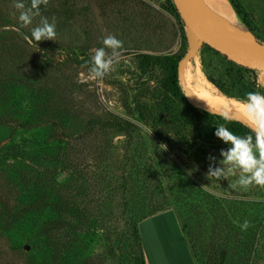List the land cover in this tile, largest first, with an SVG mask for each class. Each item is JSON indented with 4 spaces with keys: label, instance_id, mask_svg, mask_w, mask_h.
<instances>
[{
    "label": "rangeland",
    "instance_id": "1",
    "mask_svg": "<svg viewBox=\"0 0 264 264\" xmlns=\"http://www.w3.org/2000/svg\"><path fill=\"white\" fill-rule=\"evenodd\" d=\"M226 1L232 18L219 21L264 45V0H235L247 25ZM40 9L62 32L37 51L17 31L15 0H0V51L34 57L0 104L47 109L30 113L27 129L0 111V264H142L138 222L164 210L170 213L139 223L145 260H186L177 224L195 264H264V188L243 190L238 175H208L209 156L219 166L216 150L231 145L192 141L189 156L165 121L154 123L160 70H142L135 54H180L182 91L188 84L228 102L264 94V70L234 65L200 42L190 51L188 31L165 0H49ZM109 34L123 42L122 58L102 80L91 79L82 65ZM62 104L76 110L54 113ZM125 123L133 128L122 130ZM28 136L39 151L8 147ZM44 195L54 206L38 207L40 219L12 222ZM55 204L69 209L59 215ZM244 220L247 231L239 227Z\"/></svg>",
    "mask_w": 264,
    "mask_h": 264
},
{
    "label": "trees",
    "instance_id": "2",
    "mask_svg": "<svg viewBox=\"0 0 264 264\" xmlns=\"http://www.w3.org/2000/svg\"><path fill=\"white\" fill-rule=\"evenodd\" d=\"M10 3L11 0H2ZM168 7L177 15L171 0H165ZM234 12L240 15L242 22L247 25L245 14L240 8L239 4L235 0H228ZM20 12V10H18ZM47 18L49 23H55L57 36L62 32L60 21L54 22L52 19L47 17L46 13L40 9L39 16H33L32 24L27 28L29 32L26 35L30 36L31 29L39 26L41 19ZM23 28H20V30ZM203 44V43H202ZM205 45V44H204ZM208 47V46H207ZM209 48V47H208ZM211 49V48H210ZM212 50V49H211ZM214 51V50H213ZM216 52V51H215ZM217 53V52H216ZM137 65L144 71H148L152 67H156L160 70V78L158 81V93L154 103V110L156 111L154 123H159L162 119L167 124L169 131L173 139L186 148L190 143L194 141L206 142L208 144L215 143L217 146L224 144L218 139L214 133L216 126L225 125L230 131L238 136H246L253 134L252 127L238 121L236 119L228 118L221 114L209 112L203 108L192 105L193 103L182 91L178 79H179V64L181 62V55L176 52L167 53H145L140 52L135 54ZM31 56V59L29 58ZM0 93L6 88L9 89L14 83H21L18 81L19 70L23 64H30L29 61H33L34 57L30 54L26 55L25 59H19V56L14 57L11 53L0 51ZM231 62V61H230ZM233 63V62H232ZM234 65H237L233 63ZM30 66V65H29ZM240 66V65H237ZM243 67L244 66H240ZM31 71H36V67H31ZM246 68V67H245ZM5 73H4V72ZM38 72V71H37ZM29 84H26L28 86ZM188 99V100H187ZM192 103V104H191ZM37 106L36 108H33ZM76 110V106H70V104H62L60 108L54 109V113H67L73 114ZM0 111L7 116H12V121L17 123L20 127L27 129L30 127L31 114H47L41 104L29 105V104H0ZM31 115V116H30ZM14 119V120H13ZM154 124V126L156 125ZM132 124L125 123L122 125V130L132 129ZM34 137L28 136V138L19 139L14 144H9L8 147L16 151L24 153L30 152V147L34 151H39L38 147L35 146ZM193 141V142H192ZM221 148L216 151L220 152ZM186 153L191 156L193 150L189 147ZM46 195L40 197L38 201L28 202L23 208L18 210L12 222H19L21 224H32L33 218L40 219L43 214L37 208L40 206L53 207L52 204L45 198ZM56 212L59 215L65 214L69 209V206H58L55 204ZM34 213V214H33ZM143 219V218H142ZM138 233V230H136ZM139 233L137 234V238ZM141 257L143 259L141 245H140ZM143 264V261H142Z\"/></svg>",
    "mask_w": 264,
    "mask_h": 264
},
{
    "label": "clouds",
    "instance_id": "3",
    "mask_svg": "<svg viewBox=\"0 0 264 264\" xmlns=\"http://www.w3.org/2000/svg\"><path fill=\"white\" fill-rule=\"evenodd\" d=\"M49 0H30V7H26L24 0H15V8L20 10V27H28L32 24L33 16L40 15V7H47ZM55 19V18H53ZM18 33L30 45L44 40L55 41L57 33L55 23H49L47 18H42L40 25L31 29L30 36L25 35L20 29ZM102 47L93 49L90 61L82 67L87 69L91 79L102 80L113 67L120 61L123 55V42L114 35H107L102 39ZM37 51L39 48L37 47ZM232 106L244 113L252 127L253 134L238 136L225 125L216 126L214 135L224 144L231 145L227 150L221 149L223 158L219 166H215V157L209 156V176L217 179L226 178L228 175L236 176L237 185L243 190L251 186L264 188V94L249 92L244 100H232ZM166 150L167 146L160 145ZM250 222L244 220L239 224L241 231H247Z\"/></svg>",
    "mask_w": 264,
    "mask_h": 264
},
{
    "label": "water",
    "instance_id": "4",
    "mask_svg": "<svg viewBox=\"0 0 264 264\" xmlns=\"http://www.w3.org/2000/svg\"><path fill=\"white\" fill-rule=\"evenodd\" d=\"M182 23L190 51L203 43L229 61L250 69L264 70V45L250 34L233 30L212 16L199 0H171Z\"/></svg>",
    "mask_w": 264,
    "mask_h": 264
},
{
    "label": "bare ground",
    "instance_id": "5",
    "mask_svg": "<svg viewBox=\"0 0 264 264\" xmlns=\"http://www.w3.org/2000/svg\"><path fill=\"white\" fill-rule=\"evenodd\" d=\"M199 1L202 4V6L216 19L218 20L222 19V20L229 21L232 18V11L230 10L226 0H199ZM185 29L188 31L187 28ZM186 62L187 61L185 60H181L179 64L180 81L184 79ZM183 90L185 91V94L187 95L189 100L194 105H197L199 107H202L212 112H218V113L229 115L233 118H236L238 120H241L249 124L246 117L241 115L237 111L236 107L232 106V102L225 101L221 98L212 96L210 94L199 92L196 89L191 88L188 84H184Z\"/></svg>",
    "mask_w": 264,
    "mask_h": 264
},
{
    "label": "crops",
    "instance_id": "6",
    "mask_svg": "<svg viewBox=\"0 0 264 264\" xmlns=\"http://www.w3.org/2000/svg\"><path fill=\"white\" fill-rule=\"evenodd\" d=\"M167 211L168 210L158 212V213L153 214L151 216L145 217L138 222V233H139V238H140V245H141V236H140L141 231H139L140 230L139 229V223L141 221H146L147 219H150V218H155V217L157 218L160 215H163ZM168 212L170 213V211H168ZM175 223H176V221H175ZM176 228H177L176 230H177L178 239L180 240V243L182 244L183 250L186 253V260H145V258L143 256V259H144V260H142L143 264H195L194 260L192 259L191 254L189 252V249H188L187 243L184 239L183 233L181 232V230L177 224H176Z\"/></svg>",
    "mask_w": 264,
    "mask_h": 264
}]
</instances>
